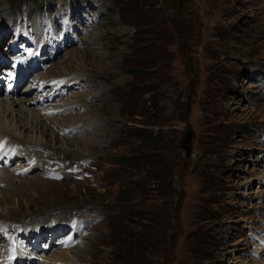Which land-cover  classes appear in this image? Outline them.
Masks as SVG:
<instances>
[{
	"label": "rangeland",
	"instance_id": "374dc122",
	"mask_svg": "<svg viewBox=\"0 0 264 264\" xmlns=\"http://www.w3.org/2000/svg\"><path fill=\"white\" fill-rule=\"evenodd\" d=\"M21 25L44 43L36 80L96 79L31 103L51 149L0 164L7 234L59 232L29 264H264V0H0V78Z\"/></svg>",
	"mask_w": 264,
	"mask_h": 264
},
{
	"label": "bare ground",
	"instance_id": "6f19581e",
	"mask_svg": "<svg viewBox=\"0 0 264 264\" xmlns=\"http://www.w3.org/2000/svg\"><path fill=\"white\" fill-rule=\"evenodd\" d=\"M236 1V0H234ZM38 25V24H37ZM37 28V27H36ZM38 32V31H37ZM42 42L39 43V45H41ZM102 45V44H101ZM100 58H102V55L101 56H98ZM97 57V58H98ZM8 58L11 60L12 57L8 55ZM9 59H8V63H9ZM31 60V59H30ZM101 60V59H99ZM89 61V60H88ZM87 63V62H86ZM90 63L92 64H98L96 61L95 62H91L90 60ZM101 65V64H100ZM99 65V66H100ZM102 66V65H101ZM100 66V67H101ZM103 71V69H102ZM95 73V72H94ZM103 73V72H102ZM100 76V75H99ZM102 76V75H101ZM69 78V77H67ZM19 80V78L17 79ZM57 81H65L66 83H68V86H69V89L71 88L70 86L73 84V83H77V85L81 86L83 85L84 87L82 88H88V89H93L95 88L94 85L92 84H95V81L96 79L94 77H86L85 75L82 76V75H76L74 78H69V79H66V78H59ZM93 86V88H92ZM73 88V87H72ZM96 89V88H95ZM96 92V91H95ZM98 93H95V94H87V97L89 95L91 96H97L99 95L101 92L97 91ZM83 96V95H82ZM0 146L3 148V149H10V150H13L15 152V157H17L18 159L22 158V159H25L26 157H28L30 159V156H33L35 155L36 157L41 154V151L43 150V152L47 151V150H50L51 147H49V144L46 143V144H42L41 141L42 139L45 140V136H47V133L46 131H44V129L42 130L43 128V122L45 121L44 118H45V115L48 116L50 114H48L47 112H45L44 110L41 111V113L44 114V118L38 113V111H35L33 110V107L31 106V99L30 98H17V96H12V97H6V98H0ZM81 102V101H80ZM74 103V102H73ZM54 105H56L57 103H53ZM51 105V106H54V105ZM85 104V103H84ZM79 105V104H77ZM34 106V105H33ZM85 106V105H84ZM72 104L70 106H68V108H64L63 109H60L61 111H71L72 109ZM28 109V110H27ZM57 109V108H56ZM55 109V110H56ZM86 109V108H85ZM23 110H27L29 113V117H27V121H26V124H24V126H21L19 128V123H18V118L21 114H23ZM58 110V111H60ZM54 111V110H53ZM54 113V112H53ZM25 119V120H26ZM46 119V118H45ZM44 120V121H43ZM47 120V119H46ZM74 120H80V119H75ZM74 120L71 122H66V124H58L56 123V126L58 125V128L61 132H64V130H68L69 132H72V133H77V132H83V130H88V129H91L95 126V123L96 119H93V120H87L84 124L82 122L81 126H77V122H74ZM83 121V120H81ZM88 122V123H87ZM100 122V121H99ZM45 124V123H44ZM30 125H31V128H30ZM45 126V125H44ZM48 127V126H47ZM87 129H86V128ZM39 128L41 129V131L43 132H39ZM19 129V130H18ZM29 129H36L37 131V137L35 139V141L33 140L34 138L32 137V139H29V137H25L24 139H22V133H24L23 131L25 130H29ZM47 130V129H46ZM53 131V129H51ZM50 130V131H51ZM39 133H40V137H39ZM55 133H52V140H54V137H55ZM99 131H95L93 136H94V139L91 140L90 138H87L88 135H85L84 137H82V139L80 140H83L82 143H80V146H89L94 144V143H102V135H98ZM20 134V137H18ZM41 134H42V137H41ZM50 133H48L49 135ZM15 138V139H14ZM28 138V140L26 139ZM56 138V137H55ZM51 140V141H52ZM76 139H74L73 141H75ZM53 142V141H52ZM79 142V140H78ZM51 146V145H50ZM19 147V149H18ZM26 148L27 150H24L22 149L21 151V148ZM7 149V154H11L10 151ZM29 149H33L32 152L29 151ZM29 153H32V154H29ZM42 156V155H40ZM30 162V161H29ZM37 166V165H36ZM39 168V167H38ZM37 167H35L34 169H38ZM33 169V170H34ZM77 172V171H76ZM83 173V172H82ZM15 177V176H14ZM35 185L37 186H40L41 184H43V181L42 179L40 180L39 178L38 179H35ZM31 183H33V181H31ZM46 184V183H45ZM31 185V184H30ZM34 187V186H32ZM35 215V214H34ZM65 255L66 257L70 258L73 262V259L74 257L69 253H62V255L60 256V260L65 258ZM21 258L24 261L25 264H29V261H28V258L26 257V254L24 255H21ZM68 258V259H69ZM21 259V260H22ZM64 260V259H63ZM67 260V259H66ZM59 262V261H58Z\"/></svg>",
	"mask_w": 264,
	"mask_h": 264
},
{
	"label": "water",
	"instance_id": "95a60500",
	"mask_svg": "<svg viewBox=\"0 0 264 264\" xmlns=\"http://www.w3.org/2000/svg\"><path fill=\"white\" fill-rule=\"evenodd\" d=\"M187 109H188V105H187ZM186 115H187V112H186Z\"/></svg>",
	"mask_w": 264,
	"mask_h": 264
}]
</instances>
